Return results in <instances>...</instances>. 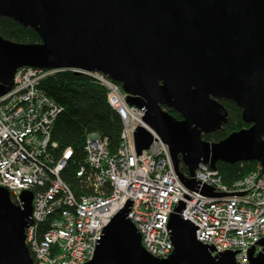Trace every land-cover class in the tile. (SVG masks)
Returning <instances> with one entry per match:
<instances>
[{"label":"water","instance_id":"water-1","mask_svg":"<svg viewBox=\"0 0 264 264\" xmlns=\"http://www.w3.org/2000/svg\"><path fill=\"white\" fill-rule=\"evenodd\" d=\"M0 18L35 30L39 44L0 36V98L18 69L99 73L120 84L130 107L144 110L143 123L168 147L177 175L190 191L200 164L254 163L264 172V0H0ZM228 101L242 111L249 128L219 143L204 135L223 129ZM165 109L175 111L176 120ZM137 155L149 150L152 134L139 126ZM184 164L190 178L181 174ZM201 194L218 197L203 187ZM34 195L21 206L0 187V264H34L26 246ZM130 203L104 229L86 264H237L236 252L212 256L183 219L181 203L170 217L173 253L151 256L127 218ZM262 251L249 264H264Z\"/></svg>","mask_w":264,"mask_h":264},{"label":"built area","instance_id":"built-area-1","mask_svg":"<svg viewBox=\"0 0 264 264\" xmlns=\"http://www.w3.org/2000/svg\"><path fill=\"white\" fill-rule=\"evenodd\" d=\"M55 71L23 67L16 71L11 91L0 98V187L14 204L20 195H34L32 223L26 246L34 264H86L95 255L104 229L130 203L128 219L151 256L167 259L174 251L168 228L171 215L183 203L180 216L196 228L198 242L214 249L212 256L236 252L237 264H249L264 238V172L260 165L228 185L217 169L200 164L188 190L177 175L168 147L142 119L145 111L130 107L121 86L99 73H87L108 90L110 106L123 121L121 144L114 155L98 133L84 141V161L78 177L86 185L76 195L62 177L74 158L71 148L58 153L51 139L61 109L40 89ZM144 126L154 137L149 150L137 155L134 134ZM190 178L189 175H186ZM218 197H206L201 189Z\"/></svg>","mask_w":264,"mask_h":264},{"label":"trees","instance_id":"trees-1","mask_svg":"<svg viewBox=\"0 0 264 264\" xmlns=\"http://www.w3.org/2000/svg\"><path fill=\"white\" fill-rule=\"evenodd\" d=\"M0 36L20 44L41 43V38L35 30L8 18H0ZM39 89L61 109L54 121L51 139L58 144V153L66 148H71L74 152V158L67 163L62 171V177L78 195L86 185V178L78 177L80 165L85 157L83 146L86 136L98 133L106 138L109 152L114 155L121 144L122 118L110 106L108 90L87 75L76 74L71 70L55 71L40 81ZM221 103L229 111L228 123L222 130L204 135L203 139L206 142L219 143L231 134L250 127L244 123L242 111L235 104L228 101ZM165 110L176 120L182 119L175 111ZM257 167L256 162L235 165L222 162L216 164L223 182L228 185L243 178ZM179 171L185 176L189 175L187 167L182 163ZM31 257L34 258L32 254Z\"/></svg>","mask_w":264,"mask_h":264}]
</instances>
